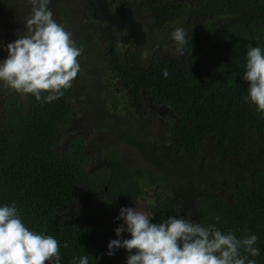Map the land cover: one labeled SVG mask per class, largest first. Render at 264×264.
<instances>
[{
	"label": "trees",
	"instance_id": "obj_1",
	"mask_svg": "<svg viewBox=\"0 0 264 264\" xmlns=\"http://www.w3.org/2000/svg\"><path fill=\"white\" fill-rule=\"evenodd\" d=\"M3 1L0 12L13 11L25 26L30 11ZM78 1L49 5L83 48L73 86L51 103L0 92V203L15 202L26 226L53 235L61 264L85 254L90 264H126L124 249L105 254L123 223L116 217L128 187L113 196L124 182L108 179L104 160L122 157L112 147L95 150L88 133L66 130L77 103V118L95 127L94 143L98 130L114 134L119 126V139L148 165L139 168L153 223L191 215L207 226L219 216L222 230L258 236L256 260L264 264V115L244 102L241 78L247 47L264 48V0H110L118 15L105 22H95L83 0L75 9ZM119 17L137 31L141 48L119 50ZM178 26L189 33L183 56L170 39Z\"/></svg>",
	"mask_w": 264,
	"mask_h": 264
},
{
	"label": "clouds",
	"instance_id": "obj_2",
	"mask_svg": "<svg viewBox=\"0 0 264 264\" xmlns=\"http://www.w3.org/2000/svg\"><path fill=\"white\" fill-rule=\"evenodd\" d=\"M51 2L26 0L30 6L26 34L4 45L7 55L0 59V84L41 103L60 99L73 86L83 52L72 33L54 19ZM170 39L176 53L183 56L189 33L182 26L174 27ZM242 73L248 84L244 102L264 115V48L247 47ZM168 76V70H163L162 77ZM113 132L118 137L122 128L116 126ZM190 216L153 223V214L142 201L121 207L116 219L123 223L115 229L116 239L108 242L105 254L110 257L124 249L129 253L126 264H257L261 255L257 235L238 237L232 230L224 231L217 226L219 216L207 226L193 222ZM124 233L130 238H123ZM60 247L53 235L26 226L15 202L0 203V264H61ZM71 264H90L89 255H74Z\"/></svg>",
	"mask_w": 264,
	"mask_h": 264
},
{
	"label": "rangeland",
	"instance_id": "obj_3",
	"mask_svg": "<svg viewBox=\"0 0 264 264\" xmlns=\"http://www.w3.org/2000/svg\"><path fill=\"white\" fill-rule=\"evenodd\" d=\"M85 6L87 7V12L89 14H93L92 19L95 22H105L109 20H113L118 15V9L116 6L119 5V3H112L109 4L108 2H112L110 0H83ZM5 2V1H3ZM6 5H13V4H19L21 7V10L23 9L26 11L27 9L30 11V6L26 2H22V0H6ZM4 5V3L0 4ZM82 5L81 0H79L77 3H73L72 6L75 9L81 10L79 7ZM63 8H65V5H61ZM83 6V5H82ZM59 5H56L53 7L55 11L58 12ZM84 8V6H83ZM61 11V10H60ZM59 11V12H60ZM118 25L120 30L124 33L122 44L119 45V50H123V48L126 46L127 43L130 45H138L137 48H141L143 46L142 43H139L140 40L137 39L138 34L137 31L127 22V19L124 17L118 18ZM68 30V29H67ZM69 31V30H68ZM26 34V28L25 26H22L18 20V17H14V12L12 11L11 15L8 16L5 13L0 12V56L2 59L6 58V51L3 50V46L15 41L18 39L19 36H23ZM144 51V48H142ZM167 51L164 47H156L155 51ZM7 93H13L15 91L3 86L0 84V92L6 91ZM22 95V94H21ZM25 96V95H22ZM77 103H75V110L77 111L76 116H74V120L71 122L69 127L66 129L69 132L76 131L79 129L83 133H88L89 135L88 140H90V146L93 144V148L95 150L99 151V147H101V150L108 149L109 147H112L124 160L125 165L128 167H124V163L122 162V159L120 158L116 163H113L109 160H103L108 165V179H110L113 183H117L119 181H123L124 184L121 187L115 188L113 192V196L116 198V189L117 190H125L128 187V193L126 195H123L122 201L124 202L121 204V207H134L136 204V201H142L144 204V207L146 210H151V204L144 193L143 185L145 183V177L141 173V169L139 167H147L148 165L146 163L142 162L141 157L138 155L136 150L132 147L127 146L124 144L119 137H117L115 134H113L111 131L108 132L105 129L98 130L100 133V139L97 141V143H94V134L92 131L95 128L93 126H85V123H89L88 118L78 119L77 116L81 115V113L77 110L76 107ZM106 105V104H105ZM152 121L155 122L154 119ZM152 121L150 124H148V128L146 130L147 133H151V130L153 129ZM167 123V121H166ZM156 129L161 130L160 125L156 122ZM168 124V123H167ZM118 130L120 128L117 127ZM139 132H132L129 131L128 134H138ZM92 142V144H91ZM97 144V146H96ZM102 155V154H101ZM103 157V156H102ZM159 178L156 177L154 180L153 178L150 180L148 187L151 186H157L159 183ZM152 192V191H151ZM150 192V193H151ZM122 194V193H121ZM125 204V206H123Z\"/></svg>",
	"mask_w": 264,
	"mask_h": 264
},
{
	"label": "flooded vegetation",
	"instance_id": "obj_4",
	"mask_svg": "<svg viewBox=\"0 0 264 264\" xmlns=\"http://www.w3.org/2000/svg\"><path fill=\"white\" fill-rule=\"evenodd\" d=\"M144 193H145L147 199L151 198V196L149 195V193H146V191H144Z\"/></svg>",
	"mask_w": 264,
	"mask_h": 264
}]
</instances>
